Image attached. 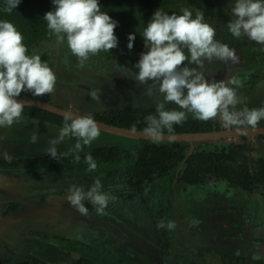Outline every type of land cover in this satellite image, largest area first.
Masks as SVG:
<instances>
[{
	"label": "clouds",
	"instance_id": "obj_1",
	"mask_svg": "<svg viewBox=\"0 0 264 264\" xmlns=\"http://www.w3.org/2000/svg\"><path fill=\"white\" fill-rule=\"evenodd\" d=\"M19 3L20 0H4L3 11L11 13ZM52 3L54 10L43 16L47 29L57 43L67 45L81 66L91 56L117 47L114 30L118 22L101 11L98 0H52ZM229 8L233 19L227 27L232 36H245L264 45V0H235ZM214 37L215 28L204 22L199 11L195 18L187 8L180 15L168 14L159 8L154 12L142 32L147 51L140 54L134 65L138 72L132 73L122 67L140 85H148L147 95H153L155 89L163 97L156 103V114L145 118L147 126L142 131L146 137L160 140L165 132L174 134L173 126L183 123L189 114L201 121L218 118L225 128L255 129L264 120V107H238L245 103V98L237 93V79L229 76L226 80L209 81L200 71L205 62H239L235 50ZM23 39L11 22L0 20V128H10L23 119L25 104L16 99L22 92L38 97L50 95L55 90V73L39 55L28 54ZM134 40L135 34H129V50ZM185 61L196 67L184 66ZM89 96L99 101V90L92 91ZM168 103L175 104L180 110H166ZM99 136L100 128L90 114L77 115L67 110L63 114V126L58 129L56 137L49 140L46 151L50 158L56 160L57 145L66 138L75 139L74 150L79 153L85 146L90 147ZM38 138L34 132L31 142L37 143ZM3 157L11 159L6 152ZM75 160L79 162L80 156L76 155ZM85 160L89 172L97 169V163L90 154ZM65 198L82 216L88 215L85 201L91 203L97 212H102L114 199L102 190L99 179L87 191L72 185ZM159 226L164 227V222L161 221ZM174 226V222L167 224L169 229Z\"/></svg>",
	"mask_w": 264,
	"mask_h": 264
},
{
	"label": "flooded vegetation",
	"instance_id": "obj_2",
	"mask_svg": "<svg viewBox=\"0 0 264 264\" xmlns=\"http://www.w3.org/2000/svg\"><path fill=\"white\" fill-rule=\"evenodd\" d=\"M182 1L184 0H181V2ZM187 1L190 2V4L193 7V10L191 12H193L195 15L197 11L201 12L203 14L204 21L210 22V25H212L215 28L216 34L218 33L219 35L218 38L216 39L224 44H227L230 48L234 49L236 55L239 57L238 63L229 62L225 64L221 61H213L211 63L205 62V66H204L205 78L207 80L210 79V81L212 80L221 81L225 78L227 79L231 75L232 77H234L239 81V87L237 88L238 95L245 98V103L242 105H238V107L246 106L250 109L264 107V45L257 44L254 41L249 40L245 36H241L240 38H235L228 30L227 24L233 19L229 7L230 5L234 4L235 0H187ZM130 20L133 21L132 22L133 25L131 24L130 28L132 29L129 31H132L134 30V25L135 22L137 21L135 17L133 18L131 17ZM126 32L124 33V37L128 35V33ZM56 53L58 54L59 51H57ZM55 62L57 64L56 69H58L59 63L61 62L60 60L58 62L56 60V57H55ZM249 62L251 63L250 65ZM184 64L188 66L190 65L187 61H185ZM128 78H130V76ZM240 79L242 81H240ZM61 89L62 87L60 85L55 86V90L52 96L48 95V97L44 101H47L49 103H54L57 106L65 109H72L73 111H79L83 115L90 114L95 119H97L96 114L99 112L111 108H119V107H110L103 110L96 109V111H94L95 108H87L86 107L87 105L83 104V102H81V99L72 96L73 93L71 94L70 91H67L65 89L67 93L62 95L60 93ZM238 90H241V92ZM67 94H69V96ZM248 96L250 100H248ZM157 97H160L159 93L155 96V98ZM148 100H152V97H150ZM142 103L143 105L141 104L138 106L144 107L146 105V104L144 105V102ZM169 104L170 103L165 105L167 110H169L168 109ZM130 106L132 105L126 107H130ZM145 107L151 108L153 106L149 105ZM23 119L25 120L32 119L36 121L39 125L42 126L45 125L44 126L45 131L44 132L36 131L32 129L30 131L31 134L27 138H25L23 142L21 141V139L22 137L25 136V134L22 131H19V133H15L20 138L19 143L13 145L11 151H13L14 154L10 151H7L6 153L11 158L48 155L46 150L49 146V140L51 138L56 137L58 133V129L62 126L53 125L48 121L45 122L39 118H27L23 116ZM188 119H192V117ZM208 121H210L209 123L210 129L208 130H225L231 132L236 131V133H231V135H229L227 138L226 137L220 138L213 141L209 140V141L192 142V143L187 142L191 149L201 146L206 147L208 143H226L228 145L237 146V148L246 155L242 158H245L247 160L248 167L251 170H253L252 169L253 162H256L258 159L264 160V148H262L261 152H259L255 150V145H254V143L256 142L264 144V132L254 133L253 131L257 129H264V120H262L255 129L250 127L237 128L235 126L231 128H225L222 126V123L218 118L215 120H208ZM0 130H2V133L0 132V161H1L5 159L3 157V153H5L9 144V141L5 139L6 137L9 138V136L13 134L12 133L13 130L10 129L7 130V128H0ZM244 131H249V134L243 133ZM34 132L39 137L37 143L31 142V136ZM130 139L133 138H125V137L121 138V136H116L100 131L99 138L93 141L90 147L85 146L83 150L79 152V154L85 152L90 153L94 150L95 151L93 152V154L102 153L103 150H107V148H109L110 146H115V147L118 146L119 148L126 151L128 149L126 146L128 145V143L126 142H130ZM74 144H75V139L66 138L64 142L57 145V152L60 153L69 152V153L77 154V152H75L74 150ZM16 149L19 151L18 153L16 152L17 151ZM232 151L235 152L234 150ZM120 157L125 161L126 159L125 155L122 154V156L120 155ZM235 157L236 155L234 153V159H237ZM238 157H239L238 162L233 166V168L235 167L237 168V166H239L238 163L240 160V156ZM230 159L233 160V157ZM94 160L95 161L99 160L100 165H97V169L92 172L88 171V165L86 161H84L81 166H78L76 168L72 165L71 166L65 165L63 163L60 165L53 164L50 166H43L41 164L31 165L29 168H26L22 171H31L33 173L40 172L44 174L43 175L44 180L43 178L41 179V185H42V181L46 185L43 184V187H38L32 190L37 193L36 194L37 197H31L30 195H23L24 198L29 199L33 202H37L41 205L48 204V202H52L51 200H54L55 205H60L62 204L63 201H65V197L68 194V190L72 185L82 187L84 188L85 191H87L91 187L93 182L96 179H99L102 184V190L104 192L109 193L110 196L114 198L110 200L107 207L102 211L104 213V216L110 219L111 223L113 224V227L118 229L117 230L118 233L120 232L119 229H121V231L122 230L124 231L126 229L129 230L135 229V231H133L135 234L134 237L132 238L129 237L123 238V236H120V239H118V237L116 238V234L114 233L115 240L117 241L116 244L117 246L116 249H110V250L113 251L114 253L123 254V255L128 254L132 256L138 253L147 254L148 252H152V253L154 252L155 254L159 255V259L163 260V264H171L172 263V261H170L171 259L176 261L177 259L180 260L181 254L179 252L176 253V251L178 250L177 246L183 245V242L185 243V240L181 237L180 234L179 235L176 234L173 237L169 235L171 233L173 234L177 233L180 224L179 225L175 224V226L173 227L174 231L170 230L167 227V224L171 222L170 219L174 216V212L172 211V209H170L172 199L167 197L168 190L170 192L174 191L171 179L169 182L168 181L162 182V185L166 186L165 191L161 190L162 191L161 192L160 190L153 189L151 193L146 195L147 196L146 200H144L143 203L141 202L139 204L138 198L140 196L136 195L133 192V188L128 183L127 178L123 176V173H119V172L115 173V170L118 169L117 166L106 164L107 160L105 159V156L103 157L100 156L97 160L96 158H94ZM53 168H55L54 171L52 170ZM0 170H5V169L0 167ZM6 170L10 171V169H6ZM45 170L46 171L50 170V172H46ZM111 172H113V174H111ZM13 173L17 174V172L15 171H13ZM257 173H261V172H257ZM208 179L212 180L213 185L210 187H206L205 191H203V193H205L207 196L206 197L207 200L203 203V205L202 203L199 202L196 203L201 205L202 208L203 207L206 208L207 206L212 207V212L214 213L213 220L219 223L222 222V224H225L226 226L232 223L244 222V231L242 233L243 235L237 236L238 239L240 240V245L241 243L243 245L242 247L239 248L240 249L239 252L237 251V253L234 252L230 253L227 250H225L221 253L220 251H217V248L216 249L211 248V249H213V251H215L218 257H220L222 264H264V182L262 183L260 182L259 185L253 186L252 189H247L244 187H240L239 185H235L231 181V179H229V175L228 177L208 175L203 182L200 181L197 184L189 185L184 182L181 183L186 185V188L194 187V185H198L197 189L200 190L203 184ZM29 188L32 189L31 186H29ZM239 193L241 195H239ZM158 194H161L160 198L158 197ZM229 194H233L237 198V200H234V198L232 197L229 198ZM143 195L145 198V194ZM156 197H157V203H155ZM24 198L23 197L10 198L4 196L3 199H0V226L1 224L4 223V221L5 222L8 221V219L6 218L9 215H11L12 212L17 211L19 208L20 211L21 210L25 211L24 209L25 207H22V204L25 200ZM177 199L179 198H176V200ZM176 200H174L175 204H176ZM191 200L192 202L193 201L195 202V197L193 196ZM84 203H85V207L88 208V212L97 211L96 208H94L93 205L88 201H85ZM189 204H191V202ZM15 206L16 208H13ZM139 206H141L143 209H140ZM137 208L139 209V211L137 210ZM75 216L80 218V215H75ZM90 218H91V214L84 216L83 218H81V221H77V222L78 223L80 222L82 223L83 221L87 222L88 221L87 219ZM52 221H54V219H52ZM67 221L69 223V221H72V219H69ZM161 221L164 222L165 225L164 227L159 226ZM174 223H176V221ZM29 225H33V223H29ZM37 225L39 227V224ZM37 225H33V226L26 225L22 229V231H20L22 235L21 238L19 237V239L22 240L23 244L20 245L22 247L17 248V250H15L16 247L7 244V239H3L2 245H0V251H2V253L4 252V254H0V258L9 256L14 251L17 253L19 252L20 253L19 255H21V257H23L24 260L26 258L30 260V257L33 256V254H29L25 251L27 250V247L32 243V240H35L38 235L42 234V232L40 233L37 232L35 234V231L37 229L34 227H37ZM196 225L201 226V223L197 222ZM205 225H206L205 228H209V226H212L213 224L206 223ZM209 229L214 233L213 227ZM83 231L85 230L79 228L78 231H74L72 235H70L71 240L73 241L77 240L79 244L83 245L82 247L86 246L84 245V243L89 245L84 240L85 237L83 236ZM155 231L156 234L153 236V233ZM26 234H31V235L26 237ZM53 234H57V233H53ZM34 235H36V237H33ZM136 235H139V237H137ZM237 237L234 236L231 238L230 236V240L238 241ZM178 238L180 240H178ZM56 239L58 240L59 238ZM242 239L245 241V244H243V241H241ZM230 240L228 239V241ZM99 242L101 243L102 241L101 239L97 238L96 244L98 245L99 248L101 249L107 248L105 247L104 244H99ZM122 242H124V244ZM172 245L175 246L176 251L168 250ZM125 246L128 247L124 248ZM164 255L168 256L169 258L168 259L164 258L163 257ZM176 255L179 258H176Z\"/></svg>",
	"mask_w": 264,
	"mask_h": 264
},
{
	"label": "rangeland",
	"instance_id": "obj_3",
	"mask_svg": "<svg viewBox=\"0 0 264 264\" xmlns=\"http://www.w3.org/2000/svg\"><path fill=\"white\" fill-rule=\"evenodd\" d=\"M185 8H187L189 11L193 10L192 5L187 0L178 2L177 8L175 9L176 14H182V10ZM192 14L193 18H195V14L193 12ZM133 16L137 21L134 25L135 32L133 30L128 31L132 28L128 29L126 26L127 24H125L127 23L128 19H131L127 12L112 17V19L114 18V20L118 22L117 27L114 30L115 35L118 39L117 47L111 49L110 52L101 51L99 54L91 56L83 66H81L77 58L69 52L67 45L57 43L56 38L40 42L33 48L32 52L33 54L39 55L40 57L42 55H47V64L56 75L55 86L60 85L62 87L60 93L64 95L67 93L66 90L70 91L71 94L73 93L72 96L81 99V102L87 105V108H95L94 111H96V109L103 110L110 107L123 108L129 105H143L142 102H144V105L146 104L145 106L150 105L156 108L157 101L162 100L163 97L160 96L155 98V96L158 94L155 89L153 90V95H147L146 89L148 85H140L137 81L131 78L130 73L123 69L127 68L132 73L138 72V69L135 68L134 65L138 62L140 54L147 51V49L144 47L142 32L146 24L149 22L150 17L144 16L140 19V14L138 11L133 13ZM204 22L210 24V22L208 21ZM125 32L128 33V35L132 33L135 34V40L133 41V47L131 50L127 48L128 35L124 37ZM218 36L219 35L217 33L214 39L218 38ZM57 51H59L58 54L56 53ZM55 57L58 62L59 60L61 62L59 63L58 69H56L57 64L55 62ZM185 64L184 66L190 68L196 67V65L193 64H190L189 66ZM250 64L251 63L249 62V65ZM200 71L205 72V69H200ZM129 76L130 78H128ZM240 81L242 80L240 79ZM95 90H99V101L92 100V98L89 96V93ZM238 91L241 92V90ZM52 94H50L49 96H52ZM67 95L69 96V94ZM20 96L38 98L41 100H45L48 97V95H42L38 97L33 96L30 92L27 91L22 92ZM150 97H152V100H148ZM248 100H250L249 96ZM168 109L180 110L173 103L169 104ZM190 117H192L191 114H189L188 118ZM44 126L39 125L32 119H22L19 123H16L10 128H7V130H13V134H11L9 138L6 137L5 139L9 141L8 148L5 152L10 151L14 154V152L11 150L13 148V145L19 143L20 139L19 136L15 133H19V131H22L25 134V136L21 139V141L23 142L24 139L31 134L30 131L32 129L44 132ZM0 132L2 133V130H0ZM254 145L255 150L259 152H261V149L264 148V144L262 143L256 142L254 143ZM16 152L18 153L19 151L17 150ZM54 169L55 168H53L52 170L54 171ZM16 172L17 174L13 173V171L0 172V199H3L4 196L10 198H24L23 195L37 197V193L32 190L38 187H43L44 183L42 181L41 185V179L43 178L44 180V174L40 172L33 173L31 171ZM46 172H50V170H47ZM171 181L173 182L174 191L170 192L168 190L167 197L172 199L170 209H172V211L174 212V216L170 219V221H176V223L174 224H180V227H178L179 230L177 233L174 232L175 234L171 233L169 235L173 237L176 234H180L181 237L185 240V243L183 242V245L177 246L178 250L180 251H176L174 245H172L168 249L169 251H176V253L179 252L181 254L180 260L177 259L176 261L171 259V264H222L220 257H218L215 251H213V249L211 248H217V251H220L221 253L225 250L230 253H237V251L239 252V248L243 245L242 243L240 245V240L237 236L243 235L242 233L244 231V222L232 223L226 226L225 224H222V222L219 223L213 220L214 213L212 212V207L207 206L206 208L203 207V209L201 205L196 203L199 202L203 205V203L207 200V196L205 193H203V191H205L206 187H210L213 185L212 180H206L200 190L197 189L198 185L186 188V185L178 182L175 178H172ZM29 186H31L32 189L29 188ZM239 195L241 194L239 193ZM193 196L195 197V202H192L191 200ZM158 197L160 198L161 194H158ZM231 197L234 198V200H237V198L233 194H229V198ZM176 198L179 199L176 200ZM155 200V203H157V197ZM174 200H176V204L174 203ZM51 201L52 202H48V204L41 205L37 202L25 199L22 204V207H25V211H20L19 208L17 211L12 212V214L6 218L8 219L7 222L4 221V223L1 224L0 245H2L3 239H7V244L16 247L15 250H17V248L19 247H22L20 246L23 244L22 240L19 239V237L21 238L22 235L20 231H22V229L26 225L33 226L39 224V227L44 226L42 229H40L37 225L39 229L35 231V234L37 232H42V234L62 232L65 233V230L67 229V231L70 232L66 233L68 234V236H70L74 231H78L79 229V226L75 227L74 225L80 224L83 225L81 226V229L85 230L83 231V236L85 237L84 240L89 245L84 243V245H86V248H79L77 247V245L75 247L72 245V243L76 242L77 240L73 241L70 239L68 240V245L63 246L64 244L60 243L61 239H52V243L46 248L45 252L43 253V261L45 262V264H163V260L159 259V255L155 254L154 252V254L152 252H148L147 254L138 253L134 256L118 253L114 254L110 250L112 248L107 246L105 243L104 245L105 247H107L106 249H94L93 246L96 244L97 238L100 239V237L94 234L93 230L95 232L99 231L100 233H102L104 229H110L113 233L116 234V238L118 237V239H120V236H123V238L134 237L135 233L133 231H135V229H126L124 231H121V229H119L120 232L118 233V229L113 227L110 219L105 217L103 212H98V214L94 213L97 211L91 212V218L87 219L90 220L91 225L90 227H87L84 226L87 225L86 222H77L81 221V218H83L84 216L80 215L76 210H74L66 201V198L65 201H63L60 205H55L54 200ZM190 202L191 204H189ZM139 207L140 209H143L141 206ZM137 210L139 211L138 208ZM78 214L80 215V218L75 216ZM52 219H54V221H52ZM69 219H72V221H69L68 223L67 220ZM197 222L201 223V226L196 225ZM29 223H33V225H29ZM206 223L213 224L212 226H209V228L213 227L214 233L209 228H205ZM58 228H61V230H58ZM51 229L55 230L52 231ZM170 230L174 231L173 228H171ZM155 234L156 231L153 233V236ZM30 235L31 234H26V237ZM91 235L94 238H92ZM136 236L139 237V235ZM230 236L231 238L236 236L238 241L230 240ZM33 237H36V235H34ZM103 239L106 242L110 243L109 241H107V235H105ZM228 239L231 241V243L230 241H228ZM178 240L180 239L178 238ZM241 241H243V244H245V241L243 239ZM102 242H99V244H103ZM122 243L124 244V242ZM110 244H112L113 246H117V241L115 240V238ZM127 247L128 246H125L124 248ZM47 251L49 252V254ZM0 252V254H4V252ZM52 252L55 253L52 254ZM19 254V252L17 253L13 251L9 256H5L4 258L1 257L0 264H21L23 261H29L27 258L24 260V258ZM163 257L167 259L169 258L165 255ZM176 258L179 257L176 255Z\"/></svg>",
	"mask_w": 264,
	"mask_h": 264
},
{
	"label": "trees",
	"instance_id": "obj_4",
	"mask_svg": "<svg viewBox=\"0 0 264 264\" xmlns=\"http://www.w3.org/2000/svg\"><path fill=\"white\" fill-rule=\"evenodd\" d=\"M179 1L181 0H98L101 11L106 12L111 18L126 12L133 18V13L138 11L140 19L144 16L152 17L151 15L158 8L168 14H176L175 9ZM3 8L4 0H0V20L11 22L22 34L23 43L28 48L29 55L33 54V48L40 42L55 39V36L48 31L47 22L43 19L46 12L54 10L52 0H20L19 5L11 13H5ZM132 22L130 19L129 21L127 20L128 29L131 24L133 25ZM133 31L135 32V30ZM40 58L45 62V55ZM155 109L154 107L140 106L111 108L97 113L96 118L120 127L143 130L147 126L145 118L156 114ZM23 116L39 118L53 125L63 126L62 115L38 107L25 105ZM209 123L210 121L192 118L186 119L183 123L173 127L174 132L201 131L210 129ZM126 143H128L126 151L118 146H110L107 150H103L102 153L94 154L95 150L82 154L57 152L58 158L56 160L50 158L49 155L12 157L10 160H1L0 167L17 171L24 170L35 164L50 166L63 163L76 168L86 161L85 157L89 154L96 160L100 156H105L106 164L117 166L118 169L115 170V173H123V176L127 178L128 183L133 188V192L140 196L138 198L139 203H143L146 200V195L151 193L153 189L165 191L166 186L162 185V182H169L172 178H175L178 182L192 185L200 181L203 182L208 175L222 177H228L229 175V179L235 185L247 189H252L253 186L264 182V160L258 159L253 162V170L249 169L247 160L242 158L246 155L237 146L226 143H208L206 147L201 146L191 149L188 143L184 141H154L148 139H130V142ZM234 153L237 159H234ZM122 154L126 156L125 161L120 157ZM76 155L80 156L79 162L75 160ZM238 156H240L239 166L233 168L238 162ZM232 157L233 160L230 159ZM96 163L100 165L99 160ZM143 194H145V198ZM13 208H16V206ZM34 228L38 229V227ZM55 238L61 239L60 243L64 244L63 246L68 245V240L71 239L64 232L38 235L25 251L33 254V256L30 257L29 261H25L22 264H45L43 253L52 243L51 240ZM92 238L94 237L92 236ZM72 245L75 247L77 245L79 248L85 247H82L83 245L79 244L78 241L72 243ZM93 247L94 249L99 248L96 244ZM52 253L54 254L55 252Z\"/></svg>",
	"mask_w": 264,
	"mask_h": 264
},
{
	"label": "water",
	"instance_id": "obj_5",
	"mask_svg": "<svg viewBox=\"0 0 264 264\" xmlns=\"http://www.w3.org/2000/svg\"><path fill=\"white\" fill-rule=\"evenodd\" d=\"M18 101L23 102L25 105L27 106H34V107H38L40 109H44L59 115L64 114L65 111L67 110H71L74 114L77 115H83L81 114L79 111H73L72 109H65L62 107L57 106L54 103H49L47 101L38 99V98H29V97H22L19 96L16 98ZM96 123L98 124V127L100 128V131L108 133V134H112V135H116V136H121V137H125V138H133V139H148V140H153L151 138L146 137L143 134L142 130H138V129H132V128H126V127H120L114 124H110V123H106L104 121L98 120L93 118ZM254 133H259V132H264V129H257V130H253ZM231 133H236V131H225V130H202V131H190V132H174V134L169 135L165 132V136L162 137V139L160 140H154V141H184V142H202V141H213V140H217L220 138H227L229 135H231ZM243 133H248L249 131H244ZM241 134V133H240ZM4 171H9V170H0V172H4ZM13 171V170H10ZM9 171V172H10ZM17 171H22V170H17ZM16 172V170H15ZM97 213L98 212H94ZM91 212H88V215H90ZM79 215V214H78ZM95 215V214H94ZM87 227H90V220H88L87 222ZM67 224V223H66ZM74 225V224H72ZM75 227L81 228L80 224H75ZM44 227V226H43ZM43 227H41L40 229H42ZM74 227V228H75ZM52 231L55 229H51ZM58 230H61V228H58ZM65 232L69 233L70 231H67V229L65 230ZM93 233L96 234L97 236L100 237V239L102 240L103 237H105V235L108 236V240L110 243L112 242V240L115 238V234L112 232V230L108 229H104L102 233H100L99 231H94ZM103 244L105 243L107 246H109L112 249H116V246H113L112 244L104 241V239L102 240Z\"/></svg>",
	"mask_w": 264,
	"mask_h": 264
}]
</instances>
